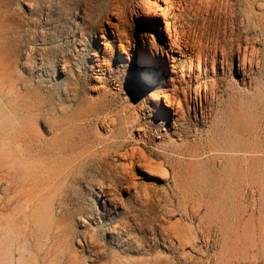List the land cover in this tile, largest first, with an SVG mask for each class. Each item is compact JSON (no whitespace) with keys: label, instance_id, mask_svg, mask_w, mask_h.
<instances>
[{"label":"rangeland","instance_id":"1","mask_svg":"<svg viewBox=\"0 0 264 264\" xmlns=\"http://www.w3.org/2000/svg\"><path fill=\"white\" fill-rule=\"evenodd\" d=\"M71 1L74 3L77 24L68 1L62 6L58 0H0V111L26 113L29 109H37L36 127L32 124L23 126L25 135L22 145L28 150L42 147L44 153L41 158L45 163V168L27 178L24 184L14 180L9 191L0 192V212L14 213L23 209L17 205L18 201L32 198L36 190L41 189L42 193L53 184L61 185L69 196L68 208L72 212L76 205L74 187L69 185V180L73 176H83L78 173L79 166L85 165L86 174L98 167V160L113 164L112 154L115 151L123 153L130 149V152L132 147L136 148L135 145H142L141 148L146 149L153 161L167 169L168 175L165 179H158L154 187L149 186L150 189L142 191L138 186L136 190L132 187L129 177L118 183L111 181V186H108L110 178H101L93 171L96 178L93 176L90 194V190L85 189L86 185L80 186L85 190L82 200L86 212L73 217L71 222L67 220L59 224L48 239L29 242L26 263L49 264L51 260L59 259L61 264H252L250 252L246 254L248 257L237 263L236 258L220 251L222 237L216 231V222L208 219L202 205L210 191L215 192L217 201H229L226 182L242 190L246 205L243 195H248L250 178L254 177L229 168L217 173L219 168L216 167L222 161L218 157L221 152L208 140L210 130L217 123L221 131L235 128L233 120L228 119V112L223 113L222 110L230 92L237 89V77L228 79L221 87L219 98L214 103L216 109L205 118L204 123L177 124L179 135L160 128V137L159 134L156 136L153 127H146L151 118L147 107L141 111L132 93L116 85L122 77L116 73L117 67L126 66L125 63L118 60L107 84L98 91L88 81L86 68L93 45L103 46L99 35L96 37L87 32L83 37L80 29L97 22L107 28L106 21L100 18L104 0ZM135 1L127 0L128 10ZM233 2H236L237 10L240 8L239 16L243 17L242 6L239 7L238 0ZM254 12L261 13L257 8H254ZM183 16L175 8L168 12L167 21L171 31L180 21L185 24L190 20ZM108 19L115 21L113 15H108ZM159 20L162 22L161 17ZM243 23L247 25L246 21ZM249 35L260 38L258 47L263 51L264 36L258 32ZM175 56L177 69L184 68L187 65L185 58L178 53ZM132 60V71L140 77L138 60L135 56ZM261 104L256 120L258 125L264 126V98ZM238 111L239 108H236L233 114ZM97 113L99 116L105 114L108 118H117L108 132L96 123L94 116ZM171 122L170 119L166 125L168 129ZM119 126L122 129L117 134ZM142 128L147 131L152 143H146ZM195 150L200 153L198 157L191 155ZM131 170L130 178L136 175L139 181L138 167L134 165ZM1 175L9 178L5 172L0 171ZM47 177H50V183L41 185V181ZM99 181H103L102 189H99ZM1 186H6L4 179L0 180ZM95 193L99 194L98 202H101L104 194L107 200H115V207L109 215L99 214L92 200ZM57 202L54 209L56 215ZM195 202L197 206L193 207ZM220 211L222 209L218 208L216 214ZM237 211L245 214L239 222L234 219L226 222L233 226L225 239L229 247H233L232 243L242 241L249 245L251 242L248 222L251 210L244 212L233 209V213ZM207 227H213L214 234L219 236L208 243L204 236ZM189 229L195 232L193 236L189 235Z\"/></svg>","mask_w":264,"mask_h":264},{"label":"bare ground","instance_id":"2","mask_svg":"<svg viewBox=\"0 0 264 264\" xmlns=\"http://www.w3.org/2000/svg\"><path fill=\"white\" fill-rule=\"evenodd\" d=\"M66 1L70 4L72 17L77 24L73 12L74 3L71 0H58V4L63 6ZM237 3L239 7L242 6L243 17L239 16L240 8L237 10L233 0H136L129 10L127 0H104L100 18L106 21L107 28L97 22L81 28L80 32L83 37L87 32L97 35L96 37L99 35L103 46L100 48L93 45L86 68L88 81L93 83L96 90L102 89L110 79V73L118 60L125 63L126 66L117 65L116 73L122 77L118 76L121 82L116 85L132 93L141 111L147 107L148 116L151 118L146 127H153L156 136L160 128L170 134L179 135L181 133L177 131V124L204 123L205 118L211 116L216 109L214 103L219 98L221 87L228 79L237 77V89L230 92L228 102L222 110L223 113L228 112V119L233 120L235 128L231 131H221L222 128L217 123L216 127L210 130L208 140L211 146L216 145L221 152L218 157L223 163L221 161V165L216 167L219 168L217 173L229 168L254 176L249 177L251 184L248 195H243L246 205L242 190L231 182H226L225 187L229 201H217L215 192L210 191L208 199L199 204L202 203L206 209L208 219H214L216 222V231L220 238L222 237L219 243L221 252H227L236 258V262L248 257L246 254L250 252L252 264H264V126L258 125L256 120L259 105H262L264 98V49L262 51L258 47V36L249 35L251 32H258L264 36V0H238ZM28 5L30 6V2ZM173 8L190 20L185 24L180 21L177 27L171 24L174 26L171 31L167 14ZM254 8L259 9L261 13H255ZM108 15H113L115 21H110ZM244 21L246 26L243 25ZM175 53L187 61L184 68L177 69ZM133 56L138 60L140 77L132 71ZM236 108L240 111L233 114ZM38 115L36 108L29 109L26 113L17 110L0 111V171L9 176H0V180L4 179L6 183L5 187L1 186V193L9 191L14 180L24 184L27 178L45 168L44 159L41 158L44 153L42 147L28 150L22 145V137L25 135L23 126L32 124L36 127ZM94 118L105 132L117 122V118H108L105 114L99 116L97 113ZM170 119L172 122L168 129L166 125ZM121 129L119 126L117 134L121 133ZM142 131L147 138L146 143H152L149 134H146L147 131L143 128ZM163 135L165 136L164 132ZM141 146L135 145L136 148L132 147L130 152V149L123 153L115 151L112 154L113 164L98 160V167L86 174L85 165H80L77 170L83 176H73L69 180V185L74 187L76 205L72 212L68 208L69 196L67 197L59 184L49 186L42 193L41 189L36 190L32 198L18 201L17 205L23 208L21 210L14 213L0 212V264H27L29 242L46 240L59 224L82 216L86 212L82 200L85 190L80 186L86 185L85 189L90 190V194L94 180L93 171L101 178L109 177L108 186H111V181L118 183L129 177L132 187L136 190L138 186L142 191L154 187L158 179H165L168 175L167 169L164 170L161 163L153 161ZM191 155L198 157L200 153L195 150ZM134 165L139 169V181L136 180L134 172L133 178L129 175ZM43 180L41 185L51 181L50 177ZM98 184L99 189H102L103 181ZM95 194L92 200L99 214L109 215L115 207V200H107L104 194L101 202H98L99 194ZM57 200L59 207L56 215L54 209ZM195 205L196 202L193 207ZM218 208L222 211L216 214ZM233 209H241L244 212L251 210L248 215L251 240L249 245L241 241L238 244L232 243L233 247H229L225 243L230 230L232 232L233 229L232 225L226 223L227 220L234 219L239 222L245 214L241 215L239 211L233 213ZM206 229L204 236L208 243L217 233L214 234L213 227ZM188 233L190 236L195 234L194 231ZM212 242L215 244L216 241ZM49 264L61 263L59 259H53Z\"/></svg>","mask_w":264,"mask_h":264}]
</instances>
